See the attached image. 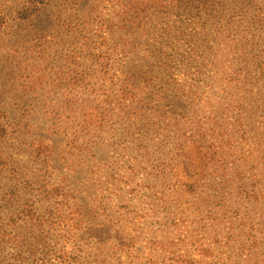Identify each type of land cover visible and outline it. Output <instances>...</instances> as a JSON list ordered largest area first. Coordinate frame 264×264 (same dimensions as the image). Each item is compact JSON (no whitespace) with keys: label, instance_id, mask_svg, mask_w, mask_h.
<instances>
[{"label":"rangeland","instance_id":"374dc122","mask_svg":"<svg viewBox=\"0 0 264 264\" xmlns=\"http://www.w3.org/2000/svg\"><path fill=\"white\" fill-rule=\"evenodd\" d=\"M44 1L19 24L25 0H0L26 200L55 212L42 187H63L105 239L76 249L106 264H264V0H162L127 34L132 0Z\"/></svg>","mask_w":264,"mask_h":264},{"label":"trees","instance_id":"16d2710c","mask_svg":"<svg viewBox=\"0 0 264 264\" xmlns=\"http://www.w3.org/2000/svg\"><path fill=\"white\" fill-rule=\"evenodd\" d=\"M161 2L162 0L130 1L128 8L121 14L122 21L117 24L119 29L123 28L125 34L130 31L143 32L144 20L148 18V13L158 8ZM44 4V0H25L23 6L15 11L13 20L19 24L28 23ZM33 87L30 85L29 91H33ZM9 128L6 114L0 111V180L3 182L6 178L9 179L7 181L12 182L4 183L0 189V209L2 205L13 207L22 203L19 214L15 216L16 219L5 218L0 223V264H52L53 259L55 261L60 259L59 264H106L98 253L105 239L98 237L99 230L94 226V218H91L90 213L82 205H70V196L64 192L63 187L49 191L46 186L42 187L48 202L55 201L57 205L59 203L57 200L62 199L55 212L46 205L35 207L34 203L26 200L31 195L29 190L32 185L31 172L27 165L20 166V161L16 157L21 154V152L17 153V148H21L20 135L23 134L11 132ZM26 169L27 172H24ZM46 175L47 169L39 176L40 178L37 177V180L41 179L43 184ZM39 197L45 198L43 194ZM21 226L23 231H26L25 234L17 231ZM55 226L58 227L53 228ZM55 229L64 231L65 235H59L58 239H54L52 233ZM77 235H80L82 238L80 240L85 242L96 239L100 245L96 249L97 253H85L81 256L82 251L76 249ZM69 245L71 248L63 250ZM50 255L53 256L49 257ZM179 261L180 259L177 262L185 264L184 261Z\"/></svg>","mask_w":264,"mask_h":264}]
</instances>
